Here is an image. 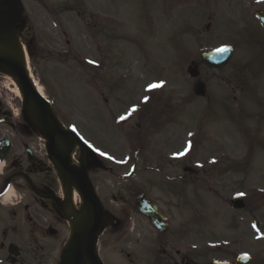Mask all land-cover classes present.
Returning a JSON list of instances; mask_svg holds the SVG:
<instances>
[{
  "label": "rangeland",
  "instance_id": "1",
  "mask_svg": "<svg viewBox=\"0 0 264 264\" xmlns=\"http://www.w3.org/2000/svg\"><path fill=\"white\" fill-rule=\"evenodd\" d=\"M21 4L33 45L28 57L32 76L55 112L84 141L101 143L104 136L109 140L104 148L121 151V193L128 204L143 192L168 218L169 228L190 232L191 244L223 250L232 245L237 255L264 264V44L254 49L245 42L249 32L254 40L263 37L251 12L264 8V1ZM226 46L235 48L227 66L213 71L201 64V53ZM191 63L210 94L206 100L194 96L197 81L187 73ZM0 83L9 101H19L11 79L0 77ZM150 101L170 119H159L165 125L156 132L140 114ZM114 117L128 119L121 132ZM137 136L139 154L131 144ZM106 186L108 200L120 186L113 178ZM236 195L246 209L230 208ZM131 212L127 227L149 229Z\"/></svg>",
  "mask_w": 264,
  "mask_h": 264
},
{
  "label": "flooded vegetation",
  "instance_id": "2",
  "mask_svg": "<svg viewBox=\"0 0 264 264\" xmlns=\"http://www.w3.org/2000/svg\"><path fill=\"white\" fill-rule=\"evenodd\" d=\"M23 36L27 39L29 32ZM25 45L28 48L26 42ZM8 97L0 83V264H62L72 231L70 217L84 206L78 192L79 177L90 197L111 216V225L97 236L101 264H213L215 261L232 264L236 261L239 255L230 250L235 246L223 250L191 244L188 230L168 228L161 233L150 227L146 230L127 227L132 208L138 214L134 200L143 193H136L131 205L121 193L124 169L121 151L113 153L104 148L109 140L103 136L101 143L89 138L84 161L77 147L65 155L53 154L47 141L22 113L20 101L12 98L9 101ZM262 101L263 98L259 103ZM64 173L71 179H65ZM109 178L120 187L106 200L104 192ZM111 202L124 207L112 209ZM216 253L220 255L215 257Z\"/></svg>",
  "mask_w": 264,
  "mask_h": 264
},
{
  "label": "water",
  "instance_id": "3",
  "mask_svg": "<svg viewBox=\"0 0 264 264\" xmlns=\"http://www.w3.org/2000/svg\"><path fill=\"white\" fill-rule=\"evenodd\" d=\"M258 18L264 26V13H258ZM24 26L22 11L17 1L0 0V73L10 76L16 81L24 99V112L35 129L48 140L51 147L57 152L61 145L70 152L74 144L78 143L77 139L72 133L64 130L49 103L34 88L28 75L18 40V34L24 29ZM227 49L228 51L224 52L219 50L203 54V63L213 69L221 68L233 56V49ZM189 74L193 78L199 76L195 68H190ZM195 94L198 97H207L208 95L203 84L196 86ZM78 144L83 150L82 145ZM79 187L85 207L80 213L70 217L72 239L64 252L62 264H99L95 252V241L103 223L108 219L97 203L96 207L91 203V199L81 189L82 186L79 185ZM136 205L140 207L139 211L150 219L156 229L164 231L167 228L165 219L145 196L139 197ZM244 207L240 197L232 200V208L239 210ZM255 225L258 227L257 221ZM249 261L250 259L247 257H240L237 263L245 264Z\"/></svg>",
  "mask_w": 264,
  "mask_h": 264
},
{
  "label": "bare ground",
  "instance_id": "4",
  "mask_svg": "<svg viewBox=\"0 0 264 264\" xmlns=\"http://www.w3.org/2000/svg\"><path fill=\"white\" fill-rule=\"evenodd\" d=\"M30 79H31V81H32V83H33V85H34V87L36 88V90L41 94L42 93V91H41V86L32 78V77H30ZM13 82H14V86H15V90H16V92L19 94V89H18V86H17V83H16V81L15 80H13Z\"/></svg>",
  "mask_w": 264,
  "mask_h": 264
},
{
  "label": "snow or ice",
  "instance_id": "5",
  "mask_svg": "<svg viewBox=\"0 0 264 264\" xmlns=\"http://www.w3.org/2000/svg\"><path fill=\"white\" fill-rule=\"evenodd\" d=\"M220 51L224 52V51H228V49L226 47H224V48H221ZM158 86L159 85H154V87H158ZM122 119H123V117H122Z\"/></svg>",
  "mask_w": 264,
  "mask_h": 264
}]
</instances>
